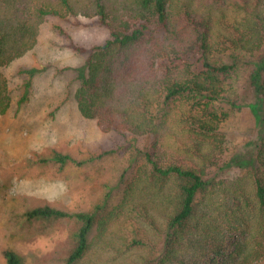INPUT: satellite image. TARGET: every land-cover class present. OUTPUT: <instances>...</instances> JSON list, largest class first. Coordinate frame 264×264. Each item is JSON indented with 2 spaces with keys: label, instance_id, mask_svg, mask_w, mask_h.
I'll return each instance as SVG.
<instances>
[{
  "label": "trees",
  "instance_id": "1",
  "mask_svg": "<svg viewBox=\"0 0 264 264\" xmlns=\"http://www.w3.org/2000/svg\"><path fill=\"white\" fill-rule=\"evenodd\" d=\"M47 17L107 30L100 45L69 43L87 53L74 100L83 118L124 139L81 160L37 157L60 168L121 158L116 182L88 210L25 212L29 221L76 222L63 264L264 263V0H0V69L35 46ZM39 71H21L18 105ZM250 93L263 109L257 142L219 163L221 125ZM10 100L0 72V115ZM232 165L245 174L225 178ZM5 260L25 264L10 252Z\"/></svg>",
  "mask_w": 264,
  "mask_h": 264
},
{
  "label": "rangeland",
  "instance_id": "2",
  "mask_svg": "<svg viewBox=\"0 0 264 264\" xmlns=\"http://www.w3.org/2000/svg\"><path fill=\"white\" fill-rule=\"evenodd\" d=\"M57 25L70 38L60 35ZM107 38V30L93 20L47 17L35 46L0 69L11 99L8 110L0 115V264H6V252L16 254L25 264H63L76 222L29 221L25 212L45 205L69 213L86 211L102 195L103 185L117 180L120 156L63 168L37 162V157L51 151L81 160L123 143L120 135L104 133L94 120L83 118L74 100L75 69L85 64L87 53L73 51L69 43L89 47ZM32 67L40 71L32 79L28 101L18 105L25 81L21 71ZM242 89L240 79L238 98ZM262 111L250 93L246 104L224 121L221 134L227 151L219 163L244 156L254 147L260 129L257 114ZM245 171L232 165L222 174L231 179Z\"/></svg>",
  "mask_w": 264,
  "mask_h": 264
}]
</instances>
